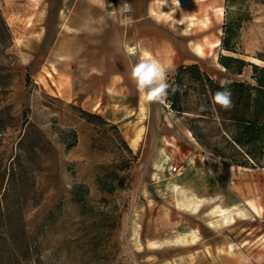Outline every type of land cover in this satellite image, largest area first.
Segmentation results:
<instances>
[{"label":"rangeland","instance_id":"rangeland-1","mask_svg":"<svg viewBox=\"0 0 264 264\" xmlns=\"http://www.w3.org/2000/svg\"><path fill=\"white\" fill-rule=\"evenodd\" d=\"M110 1L108 19L73 28L65 0H0V264H264V158L253 165L194 114L192 72L181 74V113L142 99L131 77L148 52L169 83L189 65L253 83L251 65L232 74L220 58L264 67V0L191 11L165 1L156 25L180 41L154 54L137 45L149 32L122 23L126 0ZM112 20L125 78L93 68L112 58L95 53Z\"/></svg>","mask_w":264,"mask_h":264},{"label":"trees","instance_id":"trees-1","mask_svg":"<svg viewBox=\"0 0 264 264\" xmlns=\"http://www.w3.org/2000/svg\"><path fill=\"white\" fill-rule=\"evenodd\" d=\"M0 25L4 27L2 39L9 38V29L5 25L0 15ZM227 48L226 44H223ZM220 63L232 74H240L246 65L252 66L253 83L246 81L227 80L231 91V99L234 106L230 110H224L212 101L213 94L220 89V82L211 79L205 72H202L197 65L180 66L177 69L175 82L170 83L177 86L178 90L172 93L169 89L166 102L170 108L176 112H184L182 106L180 80L181 74L190 71L194 74V81L198 85L199 98L194 110V114L201 119H211L218 124L221 130L226 132L234 146H240L244 154L257 163L264 158V67L250 64L239 58L221 56ZM230 63H235V70H230ZM0 70H5L0 65ZM9 85H0V96H5ZM259 146L254 154L252 147Z\"/></svg>","mask_w":264,"mask_h":264},{"label":"crops","instance_id":"crops-1","mask_svg":"<svg viewBox=\"0 0 264 264\" xmlns=\"http://www.w3.org/2000/svg\"><path fill=\"white\" fill-rule=\"evenodd\" d=\"M165 1L167 4L172 2V5L186 6V11L201 6L199 0H129L130 13L126 19L131 18V24H134L136 31L145 30V32L150 33V35H145L142 40H137V45L148 49L153 54L164 53L169 48L174 49L176 43L180 41L179 31H172L164 26L156 25L153 17ZM65 6L67 8V21L71 27L79 28L82 25L81 23L88 18L105 17L108 19L112 2L110 0H65ZM183 12L184 9H181L177 13L178 16H182ZM119 29L118 24L113 20L108 23V28L101 37V43L96 48L95 53L109 55L112 58L105 62L94 60L93 68L96 71L106 72L108 76L117 73L125 78L127 76L125 73L129 70V64L125 61V57L118 52ZM191 35L195 36L196 34L193 32ZM196 51L200 52L199 48L196 47ZM104 82L105 86H117V83H112L113 81L110 78L105 79Z\"/></svg>","mask_w":264,"mask_h":264},{"label":"clouds","instance_id":"clouds-1","mask_svg":"<svg viewBox=\"0 0 264 264\" xmlns=\"http://www.w3.org/2000/svg\"><path fill=\"white\" fill-rule=\"evenodd\" d=\"M123 22L131 23V18L129 17L127 21ZM126 50L129 53L134 51L131 47H127ZM167 73L168 69L164 65L152 58L148 52H144L139 62L132 67L131 77L136 83L141 98L153 102L162 101L167 96L169 89L172 93L178 90L177 86L168 82ZM113 79H119V77ZM220 89L213 94L212 101L220 108L230 110L234 104L228 82L221 81Z\"/></svg>","mask_w":264,"mask_h":264},{"label":"built area","instance_id":"built-area-1","mask_svg":"<svg viewBox=\"0 0 264 264\" xmlns=\"http://www.w3.org/2000/svg\"><path fill=\"white\" fill-rule=\"evenodd\" d=\"M122 6L124 7L125 12H127L129 10V3L127 0L122 3ZM172 170L174 172L175 171L179 172L180 168H179V166L174 165V166H172Z\"/></svg>","mask_w":264,"mask_h":264}]
</instances>
